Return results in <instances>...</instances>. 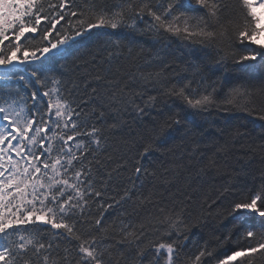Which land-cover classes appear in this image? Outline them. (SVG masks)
I'll return each mask as SVG.
<instances>
[{
  "label": "snow or ice",
  "instance_id": "6c2138e0",
  "mask_svg": "<svg viewBox=\"0 0 264 264\" xmlns=\"http://www.w3.org/2000/svg\"><path fill=\"white\" fill-rule=\"evenodd\" d=\"M232 12L229 0H0V264H256L264 259V173L257 184L239 190L227 180L219 203L205 201L196 214L187 210L202 184L221 171L217 156L228 143L218 146L224 129L208 117L205 127L195 117L210 116L222 99L264 121V75L259 83L247 74L227 76L230 66L264 68V17L254 0H238L235 16ZM118 29L176 37L200 45L204 55L190 65L188 76L171 82L162 71L138 67L132 48L125 54L120 40L111 39ZM85 74L92 77L91 104L75 96ZM149 83L159 96L134 90ZM159 97L179 100L185 117L169 107L171 115L153 121L135 156L138 184L130 180L132 187L121 186L118 199L101 203L93 170L105 167L101 154L119 152L110 137L122 128L129 107L140 119L157 107ZM260 128L264 139V124ZM232 135L251 133L237 129ZM107 159L115 166L104 176L120 179L127 170L125 156ZM225 201L226 215L209 211ZM93 203L99 204V216L92 213ZM128 203L134 213L147 209L138 222L104 220L108 209ZM214 215L219 225L189 247L191 230Z\"/></svg>",
  "mask_w": 264,
  "mask_h": 264
},
{
  "label": "trees",
  "instance_id": "16d2710c",
  "mask_svg": "<svg viewBox=\"0 0 264 264\" xmlns=\"http://www.w3.org/2000/svg\"><path fill=\"white\" fill-rule=\"evenodd\" d=\"M233 5V12L230 14L235 16L238 10V0H229ZM108 32L111 30H101ZM102 40H108V36H103ZM112 40H120V49L127 54V48L131 47L133 54L137 57L136 65L143 68L145 71L157 72L162 71L166 77L171 82H176L181 77L188 76L191 72L190 65L193 63H198L200 58L204 55V50L198 44L188 45V42L176 37H153L147 34L136 33L134 35H129L127 29H118L116 34L111 37ZM86 47H95V44L86 45ZM159 57V59H157ZM173 69L175 71H173ZM89 71H92L89 67ZM219 74V73H217ZM247 74L250 78L255 77L256 82L259 83V77L264 75V68L259 65L255 69L247 70L240 69L239 67L230 66L228 69V79H232L235 76H241ZM92 77L86 74L78 79V83H81V87L76 92L75 96L83 98L89 104L93 103L91 99V89L87 85L91 84ZM159 86H157L158 88ZM136 92L143 91L145 96L148 94L158 95L157 89H154L152 84L149 83L143 88L136 87L134 89ZM23 91V90H22ZM75 96L73 98H75ZM160 102L157 107L153 109L149 115L142 116L138 119L135 111L129 107L126 114L123 115L122 119L124 124L121 129H119L115 135L110 137L109 143L115 145L119 148V152L109 150V153L101 154V162L105 164V167L101 168L99 171L93 170L94 182L96 187L103 191L101 198H98L101 203L107 201L112 202V198L118 197V193L122 191V187L131 188L132 184L129 181H136V176L133 171L135 164V156L139 144L142 138L148 135V130L153 127L154 120H162L167 116L171 115L169 107L173 111H179L180 117H185V110L181 109L180 101L175 100V98L159 97ZM140 101L137 100V103ZM218 103L221 107L210 109V116L208 113H204L201 116H196L195 120L199 124L207 127L205 117H208L218 128L224 129L225 135L223 139L217 137L218 146L225 145V141H228L226 145V150L219 153L217 158L222 161L223 167L220 172L214 173V178L207 179L201 186L200 192L195 200L188 206V211L196 214L201 211L200 205L207 201L211 204L213 200L219 203V192L221 186L227 181L231 180V183L236 186V189H243L245 186L252 187L257 184L260 180V176L264 173V149L261 145H264V139H262L260 132V125L264 124V121H259L255 119L253 115H249L248 112L243 111L242 107H232L223 104L221 99ZM262 101L257 98L256 106L259 107ZM243 101H241V105ZM192 110L188 109L189 113L187 119L191 121L193 117L190 115ZM111 121H109L110 123ZM99 126V124L97 125ZM192 125L189 123L188 127ZM239 130L240 132L251 133L250 137H240L233 136L234 130ZM212 129H210L211 131ZM207 144V141L201 143V147ZM215 148L212 149V152ZM212 152H209L211 155ZM111 154L113 159L118 158L119 155H124L127 162V170H121V177L117 180H108L104 176L105 171H109L111 167L115 165L108 161L107 157ZM159 156L160 154L157 153ZM168 156L162 157V159H168ZM160 161L157 160V163ZM141 163L148 167L150 170L152 165L148 163L147 160L141 161ZM150 177L145 178V193L151 187ZM138 184V181H136ZM227 203L225 201L224 205H221L218 209L213 205L212 209L209 211H218L226 215L227 213ZM125 209L127 211H125ZM92 213L94 216H99L101 214V209L99 204H92ZM147 209H139L137 212H133V205L131 203L125 204L124 208H119L118 206L114 209H108L107 212L103 213L104 220L112 223L117 221L119 218L132 219L134 222H138L140 217L145 215ZM218 218L209 217L203 222L201 227L193 228L192 234L189 240V247H191L193 240L200 242L205 238L211 231L213 225H219ZM223 223H228L224 220ZM123 264V262H122ZM256 264H264V259H258Z\"/></svg>",
  "mask_w": 264,
  "mask_h": 264
},
{
  "label": "rangeland",
  "instance_id": "374dc122",
  "mask_svg": "<svg viewBox=\"0 0 264 264\" xmlns=\"http://www.w3.org/2000/svg\"><path fill=\"white\" fill-rule=\"evenodd\" d=\"M258 2L261 3V0H254V4H256ZM257 5H259V4H256V6ZM256 10H257V7H256ZM259 15H261L262 17H264V14L263 15L262 14H259ZM261 39L264 40V37H261Z\"/></svg>",
  "mask_w": 264,
  "mask_h": 264
}]
</instances>
